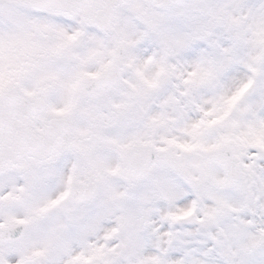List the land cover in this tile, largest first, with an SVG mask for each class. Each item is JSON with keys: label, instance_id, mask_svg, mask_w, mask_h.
I'll list each match as a JSON object with an SVG mask.
<instances>
[{"label": "snow or ice", "instance_id": "1", "mask_svg": "<svg viewBox=\"0 0 264 264\" xmlns=\"http://www.w3.org/2000/svg\"><path fill=\"white\" fill-rule=\"evenodd\" d=\"M0 264H264V0H0Z\"/></svg>", "mask_w": 264, "mask_h": 264}]
</instances>
